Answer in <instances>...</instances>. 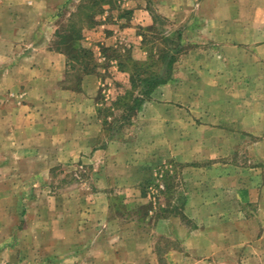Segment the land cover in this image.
<instances>
[{"label": "rangeland", "instance_id": "1", "mask_svg": "<svg viewBox=\"0 0 264 264\" xmlns=\"http://www.w3.org/2000/svg\"><path fill=\"white\" fill-rule=\"evenodd\" d=\"M170 2L179 5L168 17ZM12 3L15 25L4 31L15 39L0 43L12 57L0 66L29 63L33 87L41 88L34 98L45 102L39 112L80 114L85 124L94 117L99 132L81 136L86 152L47 174L0 170V264H264V236L253 249L243 245L247 235L233 248L216 245V231L193 233L201 222L185 206L189 192H204L240 196L249 213L258 208L251 203V168L263 165L264 136L251 133V109L264 110V69L252 72L248 51L218 47L223 43L202 31L185 0ZM4 8L0 0V21ZM71 23L83 29L68 48ZM78 44L91 50L92 73L84 70L86 60L75 59ZM22 50L31 57L19 60ZM151 57L152 70L165 81L126 116L116 100L131 89L134 64ZM47 64L40 75L35 67ZM87 75L93 80L85 81ZM8 97L20 112L23 93L8 90L1 103ZM90 149L106 152L94 156ZM255 222L249 229L259 238L264 218Z\"/></svg>", "mask_w": 264, "mask_h": 264}, {"label": "crops", "instance_id": "2", "mask_svg": "<svg viewBox=\"0 0 264 264\" xmlns=\"http://www.w3.org/2000/svg\"><path fill=\"white\" fill-rule=\"evenodd\" d=\"M11 2L13 0H6L5 13L0 21V43H10L15 39L14 34L4 31V27L10 28L15 25L11 17L14 4ZM178 5V3L170 2L166 15L173 16L175 12H169L178 9ZM184 5L185 10L198 14L202 31H206V35L218 43H223L218 44V47L221 46L224 50L234 53L248 51L247 57L251 58L252 72L256 70L260 72L264 69V0H185ZM20 39L24 40L26 37L18 38ZM29 53L22 50L17 57L19 60H27ZM45 55L47 56L48 53ZM4 57L10 59L12 56H6V53H2L0 49V59ZM15 63L16 61L7 67L0 66V95L8 93V90H18L23 93L24 100L19 104L22 109L20 112L16 111L13 98L8 97L6 103L0 101V157L1 154H6L7 159L0 162V170L34 169L42 170L44 174H47L46 171L54 166L74 161L81 151L86 152V149H81L79 139L81 136L90 138L96 136L99 125L94 117L85 124L80 114L53 115L49 113L50 115H47V113L39 112L37 108H45V102L40 96L34 98L38 96L35 91L39 92L41 88L37 85L33 87L31 66L26 62L24 64L21 62L19 65ZM45 66L48 68L50 64L36 66L35 69L38 68L42 75V72L46 70ZM84 80H93V75L85 76ZM55 90H58V94L67 97H72L74 94L72 91L60 88ZM66 99L62 104H68L67 106L70 107L71 102ZM47 121L51 122L50 127H47ZM82 127H84L83 130ZM251 133L264 136V110L251 109ZM92 151L94 156L106 152L101 149H90V152ZM17 159L19 161L16 163ZM108 164L107 172L109 171V176H112L113 165L110 162ZM256 169L258 170L253 171L255 169L251 168V203L257 202L258 208H251V213L240 206L242 202L240 196L238 199L237 197L235 199L209 198L204 192H189L186 209L196 214L201 222L200 228L193 230L194 234L207 236L214 230L219 235L216 245H225L228 248H233L235 244L240 243V238L244 235H247V238H243L245 239L243 245L246 244L247 249H253L263 241L264 224L257 227L259 238L256 235L253 236L254 228L251 229L252 231L249 229L253 223H256L255 218H264V162ZM12 198L9 196L7 199L10 201ZM28 201L31 203L30 199ZM236 206L240 209L233 210ZM238 217L245 220L238 222L235 220ZM244 224L247 226L246 229L243 228ZM172 254L177 253L174 251Z\"/></svg>", "mask_w": 264, "mask_h": 264}, {"label": "trees", "instance_id": "3", "mask_svg": "<svg viewBox=\"0 0 264 264\" xmlns=\"http://www.w3.org/2000/svg\"><path fill=\"white\" fill-rule=\"evenodd\" d=\"M83 27L76 29L73 27V23L70 25V38L66 39L67 47H73L74 43L81 38V31ZM65 36V35H63ZM64 42V41H63ZM79 45V46H78ZM75 50V59L77 60H86L85 61V72L92 73L94 71L93 67L89 66V62L87 58L91 55V50L85 47H82L78 44ZM71 46V47H70ZM73 49V48H72ZM68 57H70L69 53L67 52ZM91 58V57H90ZM165 54L161 56V60H164ZM153 57L150 58V61L146 63H138L134 64V69L130 73L129 76V83H131V89L127 90L123 95H121L117 100L116 103L118 107L123 108V111L126 113V116L129 115L132 111L138 108L142 101L143 97L150 93L158 84L163 83L165 78L161 77L159 73L152 70ZM143 64H146L145 68L142 67ZM166 64H170V60ZM138 92H134L133 90L138 86Z\"/></svg>", "mask_w": 264, "mask_h": 264}]
</instances>
